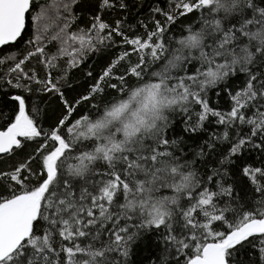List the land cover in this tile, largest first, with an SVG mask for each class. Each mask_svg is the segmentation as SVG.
<instances>
[{
    "label": "snow or ice",
    "instance_id": "obj_1",
    "mask_svg": "<svg viewBox=\"0 0 264 264\" xmlns=\"http://www.w3.org/2000/svg\"><path fill=\"white\" fill-rule=\"evenodd\" d=\"M77 2L67 0L62 4L66 15L57 16L63 21L51 37L61 44L57 55H44L45 37L37 34L29 41L33 51L18 60L6 58L15 61L9 72L19 74L9 84L30 92L31 81L43 91L59 93L64 112L45 131L26 110L25 97H12L17 108L7 127L0 128V157L37 138L43 137V143L10 170H0V264H127L132 245L150 229H163L176 264L180 257L184 264H230L237 246L256 239L264 256V167L242 168L258 198L251 208L237 206L231 202L232 185L214 180L219 171L207 182L199 179L194 162L177 155L179 141L166 134L168 113L182 112L191 120L193 106H199L195 125L185 131L196 132L210 116L225 125L223 136L216 137L230 142L221 164L231 163L251 137L264 135V72L259 71L264 68V0H170L169 11L153 9L164 20H155L151 29L145 25L144 35L132 37L120 21L113 27L99 16L87 29L71 30ZM34 6V0H0V46L22 37ZM101 6L113 4L102 0ZM191 13L199 14L196 28L189 25L179 38L166 35ZM48 15L42 9L32 17L38 33ZM114 36L128 50L102 72L87 95L75 101L65 98L53 78L57 60L67 56L68 67H77L100 46L116 43ZM38 55L47 70L43 80L23 67ZM132 55L136 62L122 75L115 74L119 63ZM241 74L243 85L229 91L230 110L210 107L207 89ZM133 77L134 87L128 84ZM21 79L26 83H19ZM113 79L119 84L108 83ZM106 88L118 95L92 105L95 113L73 119L83 102ZM237 124L251 126L250 135L233 140L227 129ZM213 183L218 190L209 187Z\"/></svg>",
    "mask_w": 264,
    "mask_h": 264
},
{
    "label": "trees",
    "instance_id": "obj_2",
    "mask_svg": "<svg viewBox=\"0 0 264 264\" xmlns=\"http://www.w3.org/2000/svg\"><path fill=\"white\" fill-rule=\"evenodd\" d=\"M67 0H34V7L26 19L25 31L16 42L0 47V59H5L4 64H0V128H6L7 124L14 118L17 108L16 102L12 100L14 95H22L26 99V110L34 116L39 122L41 128L47 131L53 126L58 118L64 112V105L59 93L43 91V86L35 82H27L32 89L30 92L25 91L22 87H13L7 81L11 79L16 83L18 73H10L9 68L15 61L7 60V57H15L16 60L34 50V46L29 41L34 40L37 34L45 38L41 44L45 47V56H55L61 47L60 42L52 41L51 37L56 35L58 26L62 20H57L58 15H66L63 12L62 4ZM259 2V0H258ZM113 7H102V0H78L72 6L75 15V23L71 30L87 29L96 16H99L105 23L115 26L117 21L121 22L122 30L129 37L135 35H144L146 28H154L155 20H164V16L153 11L155 8H161L164 11L170 10V0H111ZM121 3L125 7H121ZM42 9H47L49 15L40 22L41 31L38 33L37 24L33 22L32 17ZM198 13H191L187 16L180 17L177 22L170 26V31L166 34L168 37L179 38L184 30L191 25L193 28L198 26ZM47 32H43V28ZM116 43L111 47L100 46L96 52L89 53L87 58L83 59L77 67H68L69 57L63 56L57 60L58 68L52 70L54 79L59 80L58 87L64 97L70 101H75L83 95H87L91 86L96 82L102 72L129 46L122 43V38L114 36ZM41 57L38 55L31 58L23 66L25 71L35 70L38 78L43 80L46 77L47 70L45 65L40 62ZM137 57L132 55L129 60L121 61L116 67L115 74L122 75L128 68L129 63H135ZM255 70V69H254ZM259 71L264 72V68ZM91 73V75H89ZM245 81V76L241 74L238 78H229L228 81L217 85L215 88H209L206 92V99L209 106L217 111L227 112L232 106L229 91L234 92L240 88ZM22 85L25 80L19 81ZM108 83H117L118 80H109ZM129 86H136L135 78H129ZM225 85L227 90H225ZM118 94L115 90L106 88L105 93L97 94L94 99L83 102L73 119L80 115L92 112L95 109L92 105H102L111 101ZM38 110V111H37ZM199 106H193V111L189 116L182 112H171L169 116V127L166 130L169 140L179 141L176 149L177 155L184 160L192 163V167L198 172V178L207 182L208 176L219 171V175L214 177L215 181L227 185H232L233 197L232 203L235 205H245L251 208L255 205L258 194L253 190L252 185L242 174L244 166L264 167V135L251 137V142L247 144L238 156L232 157V162L221 164V160L228 154L230 142H221L216 137H222L226 130L225 125L218 124L216 117H209L201 129L196 132L185 131L186 127L195 125L197 121L196 112ZM251 126L235 125L228 128L233 140L240 135H250ZM43 143V137L37 138L36 141L27 142L22 150H17L13 155L0 157V170L8 171L14 165L22 162L27 156L34 153L36 148ZM212 144L213 147L208 145ZM260 144L261 147H256ZM203 150V155L199 153ZM35 167V165H34ZM103 171L104 165H100ZM209 187L214 190L216 184H210ZM2 190V189H0ZM171 194V193H166ZM227 197H221V201L227 200ZM231 218V217H230ZM217 230H225L223 227ZM163 229L145 230L144 235L132 245V250L127 259V264H176L177 255L174 249L166 248L163 241ZM261 245L259 240H253L251 243L245 242L243 246H237L233 251L230 264H264V256L260 252ZM180 264H184V258L180 257Z\"/></svg>",
    "mask_w": 264,
    "mask_h": 264
},
{
    "label": "water",
    "instance_id": "obj_3",
    "mask_svg": "<svg viewBox=\"0 0 264 264\" xmlns=\"http://www.w3.org/2000/svg\"><path fill=\"white\" fill-rule=\"evenodd\" d=\"M1 47V46H0Z\"/></svg>",
    "mask_w": 264,
    "mask_h": 264
}]
</instances>
